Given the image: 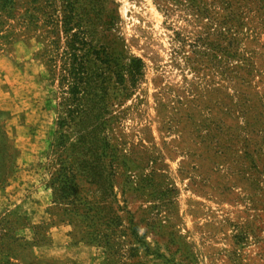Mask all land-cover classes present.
Wrapping results in <instances>:
<instances>
[{
    "label": "rangeland",
    "instance_id": "1",
    "mask_svg": "<svg viewBox=\"0 0 264 264\" xmlns=\"http://www.w3.org/2000/svg\"><path fill=\"white\" fill-rule=\"evenodd\" d=\"M0 264H264V0H0Z\"/></svg>",
    "mask_w": 264,
    "mask_h": 264
},
{
    "label": "trees",
    "instance_id": "2",
    "mask_svg": "<svg viewBox=\"0 0 264 264\" xmlns=\"http://www.w3.org/2000/svg\"><path fill=\"white\" fill-rule=\"evenodd\" d=\"M76 44L83 45L84 43L81 40V38L78 37V35H73V39H71V46H70V48H71V50L73 52L72 55H71L72 57L76 56L75 52L79 50V48L77 47ZM138 63H139V61H138ZM72 89L76 90L75 84L72 86Z\"/></svg>",
    "mask_w": 264,
    "mask_h": 264
}]
</instances>
